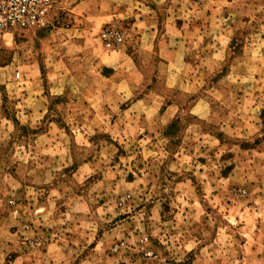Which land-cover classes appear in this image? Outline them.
Segmentation results:
<instances>
[{
  "label": "rangeland",
  "instance_id": "rangeland-1",
  "mask_svg": "<svg viewBox=\"0 0 264 264\" xmlns=\"http://www.w3.org/2000/svg\"><path fill=\"white\" fill-rule=\"evenodd\" d=\"M56 1L0 31V264H264V0Z\"/></svg>",
  "mask_w": 264,
  "mask_h": 264
},
{
  "label": "built area",
  "instance_id": "built-area-1",
  "mask_svg": "<svg viewBox=\"0 0 264 264\" xmlns=\"http://www.w3.org/2000/svg\"><path fill=\"white\" fill-rule=\"evenodd\" d=\"M56 6V0H0V31L46 28L56 20ZM100 39L106 49L113 50L123 43L124 32L108 26L101 30Z\"/></svg>",
  "mask_w": 264,
  "mask_h": 264
}]
</instances>
